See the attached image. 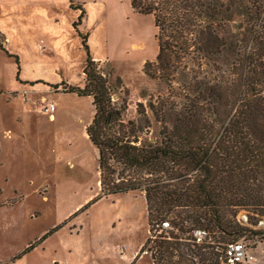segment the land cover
Wrapping results in <instances>:
<instances>
[{
	"label": "rangeland",
	"instance_id": "374dc122",
	"mask_svg": "<svg viewBox=\"0 0 264 264\" xmlns=\"http://www.w3.org/2000/svg\"><path fill=\"white\" fill-rule=\"evenodd\" d=\"M68 1L0 0V32L10 53L0 48V264H129L133 255L132 264H152L151 254L141 253L150 227L145 197L101 194L99 155L86 133L93 99L63 92L84 87L89 53L112 82L121 78L113 100L122 109V123L144 126L146 138L159 128L149 103L159 109L163 99L181 107L182 84L199 69L197 60L176 62L172 87L152 79L145 73V64L158 54L151 15L135 12L130 0H81L85 11L79 20ZM55 2L61 13L52 9ZM235 2L242 13H255L247 0ZM243 24L244 19L224 26L240 55ZM226 56L234 60L230 52ZM205 68L206 77L215 79L214 68ZM15 90L22 92L19 97ZM50 103L56 105V121L44 110ZM8 126L13 141L3 140ZM245 244L254 264H264V245Z\"/></svg>",
	"mask_w": 264,
	"mask_h": 264
},
{
	"label": "trees",
	"instance_id": "16d2710c",
	"mask_svg": "<svg viewBox=\"0 0 264 264\" xmlns=\"http://www.w3.org/2000/svg\"><path fill=\"white\" fill-rule=\"evenodd\" d=\"M130 3L135 12L154 18L158 54L145 64L150 78L172 87L180 59L196 58L199 69L182 84L181 107L163 99L159 109L149 103L159 128L141 138L144 126L124 125L122 109L115 106L121 78L112 82L87 54L84 87L66 92L93 99L95 114L86 133L99 155L101 194L145 197L150 227L141 253H150L152 264H225L233 242L264 245V230L256 228L264 218V0H247L255 9L251 14L237 10L235 0ZM83 17L84 11L79 20ZM242 19L240 55L224 26ZM4 41L0 32V48L9 55ZM87 43L83 36L86 51ZM207 66L216 71L215 79L206 77ZM240 211L249 217L245 224L237 220ZM168 217L172 230L154 238L156 225ZM197 229L210 239L197 243Z\"/></svg>",
	"mask_w": 264,
	"mask_h": 264
},
{
	"label": "built area",
	"instance_id": "2783aa9c",
	"mask_svg": "<svg viewBox=\"0 0 264 264\" xmlns=\"http://www.w3.org/2000/svg\"><path fill=\"white\" fill-rule=\"evenodd\" d=\"M46 113H48L50 119L55 117L56 105L50 103L44 107ZM238 222L245 224L249 221V217L245 212H240L237 215ZM257 229L264 230V218L257 220ZM172 230V226L169 221H163L156 225L152 235L156 238L158 235L166 233ZM193 237L197 243L210 239L209 233L204 229H197L194 231ZM249 248L243 241L233 242L229 244L225 250V264H254V258L248 255Z\"/></svg>",
	"mask_w": 264,
	"mask_h": 264
},
{
	"label": "crops",
	"instance_id": "0c3cea01",
	"mask_svg": "<svg viewBox=\"0 0 264 264\" xmlns=\"http://www.w3.org/2000/svg\"><path fill=\"white\" fill-rule=\"evenodd\" d=\"M53 1V0H52ZM70 1L71 0H69L68 1V3H67V8H69V9H71V10H73V11H75L76 13H77V17H79V15L81 14V12L82 11H85V5L83 4H81V0H74V8H70ZM52 6V9H54L56 12H60L61 13V8H58L59 6H58V3L57 2H55V4H51ZM4 35V34H3ZM4 38H5V41L3 42V46L4 47H6L5 45H7V38L4 36ZM135 46V45H134ZM143 47H144V44H143ZM6 50H7V47H6ZM94 60H99V59H97V58H94ZM72 87H74V86H72ZM14 93H18V97H19V95L22 93L20 90H15L14 91ZM67 92L65 91V92H63V94H66ZM93 117H94V115H93ZM49 119H50V117H49ZM92 120H93V118H91V120H90V122L88 123V125H87V127L91 124V122H92ZM53 121H56V116L54 117V120ZM3 135H4V138H3V140L5 139V140H9V141H13L14 139H15V137L16 136H14V131H13V129L10 127V126H8V127H5L4 128V130H3ZM87 138H88V135H87ZM89 139V138H88ZM0 144H1V142H0ZM0 154H1V147H0ZM71 170H75L74 168H71ZM99 184H100V182H99ZM96 197V196H95ZM92 199H94V196H92V197H90V198H88L87 200H86V202L88 203V202H91L92 201ZM82 205H80L79 207H81ZM83 208V207H82ZM144 246V244H141V247H143ZM135 255H133L132 256V258H131V260L129 261L130 263L129 264H132L133 262H134V260H135V257H134Z\"/></svg>",
	"mask_w": 264,
	"mask_h": 264
},
{
	"label": "bare ground",
	"instance_id": "6f19581e",
	"mask_svg": "<svg viewBox=\"0 0 264 264\" xmlns=\"http://www.w3.org/2000/svg\"><path fill=\"white\" fill-rule=\"evenodd\" d=\"M50 120L52 121V120H54V118L53 119H50Z\"/></svg>",
	"mask_w": 264,
	"mask_h": 264
}]
</instances>
